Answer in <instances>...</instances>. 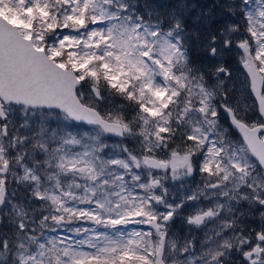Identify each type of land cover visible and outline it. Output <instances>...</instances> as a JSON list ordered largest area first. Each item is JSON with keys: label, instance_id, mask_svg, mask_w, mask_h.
Returning a JSON list of instances; mask_svg holds the SVG:
<instances>
[{"label": "snow or ice", "instance_id": "6c2138e0", "mask_svg": "<svg viewBox=\"0 0 264 264\" xmlns=\"http://www.w3.org/2000/svg\"><path fill=\"white\" fill-rule=\"evenodd\" d=\"M0 264H264V0H0Z\"/></svg>", "mask_w": 264, "mask_h": 264}]
</instances>
